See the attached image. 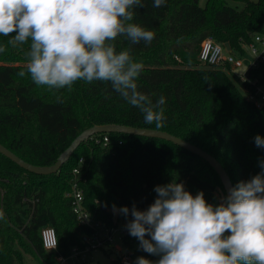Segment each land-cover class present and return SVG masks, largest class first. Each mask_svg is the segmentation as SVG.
Masks as SVG:
<instances>
[{"label":"trees","instance_id":"16d2710c","mask_svg":"<svg viewBox=\"0 0 264 264\" xmlns=\"http://www.w3.org/2000/svg\"><path fill=\"white\" fill-rule=\"evenodd\" d=\"M133 23L154 32L150 45H131L124 37L113 43L117 52L131 49L134 62H142L138 90L153 102L165 97L164 126L144 122L139 109L112 90L110 82L78 80L71 89L36 85L27 73L30 41L13 47L0 35V144L28 164L53 166L84 131L103 125H121L171 134L213 156L226 170L233 186L260 172L264 149L254 137H264V107L245 97L248 85L233 77L231 68L215 70L199 61L201 44L212 39L229 45L231 53L245 55L244 46L264 32V0H142ZM230 3H240L235 9ZM12 35H15L13 33ZM24 71L23 77L18 73ZM264 71L249 72L250 80ZM109 143L104 145L103 139ZM100 141V143H97ZM84 160V204L94 220L107 228L124 227L131 215L113 213L135 203L140 210L151 205L155 186L183 183L193 196L203 191L205 200L218 204L224 191L215 171L203 160L166 141L126 135H96L82 144L60 172L52 176L30 174L0 155V264H25L30 257L39 264H58L74 248L84 249L83 235L72 213V172ZM53 228L58 251L46 252L41 232ZM125 228V227H124ZM228 235V233H225ZM123 248L133 259L152 255L139 249V241L127 236ZM109 255L107 251H105ZM112 253V252H111ZM155 261V260H153ZM83 264H91L85 262ZM112 264H120V258Z\"/></svg>","mask_w":264,"mask_h":264},{"label":"clouds","instance_id":"9594fccd","mask_svg":"<svg viewBox=\"0 0 264 264\" xmlns=\"http://www.w3.org/2000/svg\"><path fill=\"white\" fill-rule=\"evenodd\" d=\"M165 3L154 0L153 7ZM143 6L142 0H0V35L11 36L13 47L30 41L26 66L36 85L70 90L78 80L110 82L146 124L155 122L159 129L166 120L165 97L153 102L138 90L143 63L134 62L130 48L117 52L113 43L122 36L131 45L151 44L154 32L132 22L134 10ZM253 139L264 149V137ZM259 167V173L229 187L218 204L175 181L155 186L157 196L145 210L135 203L119 209L113 204L114 214L131 215L124 227L139 249L159 257L140 256L133 264H264V159Z\"/></svg>","mask_w":264,"mask_h":264},{"label":"built area","instance_id":"2783aa9c","mask_svg":"<svg viewBox=\"0 0 264 264\" xmlns=\"http://www.w3.org/2000/svg\"><path fill=\"white\" fill-rule=\"evenodd\" d=\"M243 50L245 54H248L252 58V63L242 75H238L236 69L243 68V62L236 61L232 53H227L223 46L215 43L212 39H207L201 44L199 61L203 66L215 70H226L227 67H230L233 77L248 85L245 90L246 99L255 104L257 108H263L264 85L261 84L262 75L256 80H250L248 73L260 70L264 71V32L255 35L252 43L244 46ZM97 143H100V141H97ZM108 143L109 139L104 138L103 144L106 145ZM83 167L84 160L81 159L72 172L71 187L67 198L70 200L72 213L76 217L79 227L89 230L90 234L82 236L83 250L74 248L71 256L69 258L61 257L58 260V264H68L70 260H76L75 264H83L85 262L80 261L83 254L93 251H107L110 253L115 250L120 252V264H133V253L121 248L123 240L129 236L126 228H107L101 222L94 220L87 212L82 189V184L84 183ZM41 240L46 252L58 251V238L53 228L48 227L43 229ZM152 259L157 260L159 257L152 256Z\"/></svg>","mask_w":264,"mask_h":264},{"label":"water","instance_id":"95a60500","mask_svg":"<svg viewBox=\"0 0 264 264\" xmlns=\"http://www.w3.org/2000/svg\"><path fill=\"white\" fill-rule=\"evenodd\" d=\"M224 48L227 53H231L229 45H225ZM102 134L126 135L132 137H142L147 139L166 141L206 162L219 177L224 188L225 195L227 194L229 187L233 186V183L223 166L213 156L203 151L202 149L192 145L191 143H188L166 132L158 130L139 129L121 125L94 126L84 131L80 136H78L74 140L70 147L61 154L57 162L50 167H39L28 164L22 159H20L18 156H16L14 153H12L10 150H8L6 147H4L2 144H0V155L7 158L8 160L16 164L18 167H20L22 170L30 174H34L37 176H52L60 172L62 167L70 161L73 154L80 148L82 144L87 142L92 137Z\"/></svg>","mask_w":264,"mask_h":264},{"label":"rangeland","instance_id":"374dc122","mask_svg":"<svg viewBox=\"0 0 264 264\" xmlns=\"http://www.w3.org/2000/svg\"><path fill=\"white\" fill-rule=\"evenodd\" d=\"M252 1L256 3L259 0H252ZM206 2L207 0H200V6L204 8L206 5ZM230 6L235 9H239V10L243 9V5L240 3H230ZM262 26L264 28V19L262 21ZM233 57L235 58L236 61L243 62V68L236 69V73L238 75L244 74V72H246V70L250 67L252 63V58L248 54H245V56H242L236 53L233 54ZM223 195H225L224 192L219 190V193H218L219 202H220V197ZM125 224L126 223H122L121 225L124 226ZM121 248H123V246H121ZM108 254L109 255H107L105 251H93L88 254H83L80 258V261L89 262L91 264H112V262L116 261V259L119 257L120 252L115 250V251H112V253L110 252ZM75 262L76 260H70L69 264H75ZM25 264H39V263L32 261V258L27 257Z\"/></svg>","mask_w":264,"mask_h":264},{"label":"crops","instance_id":"0c3cea01","mask_svg":"<svg viewBox=\"0 0 264 264\" xmlns=\"http://www.w3.org/2000/svg\"><path fill=\"white\" fill-rule=\"evenodd\" d=\"M32 261H35V262H37L36 260H34V259H32ZM38 263V262H37ZM69 264V263H68Z\"/></svg>","mask_w":264,"mask_h":264}]
</instances>
